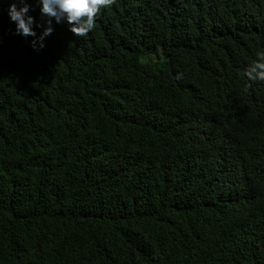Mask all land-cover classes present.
Returning <instances> with one entry per match:
<instances>
[{
    "label": "trees",
    "instance_id": "16d2710c",
    "mask_svg": "<svg viewBox=\"0 0 264 264\" xmlns=\"http://www.w3.org/2000/svg\"><path fill=\"white\" fill-rule=\"evenodd\" d=\"M13 2L0 264H264V0H115L39 51Z\"/></svg>",
    "mask_w": 264,
    "mask_h": 264
},
{
    "label": "clouds",
    "instance_id": "9594fccd",
    "mask_svg": "<svg viewBox=\"0 0 264 264\" xmlns=\"http://www.w3.org/2000/svg\"><path fill=\"white\" fill-rule=\"evenodd\" d=\"M39 10V23L30 15L33 11L26 0H15L7 8L11 24V33L25 39L31 37L34 51L44 48L45 39L50 36L56 24H65L68 31L76 37H86L95 29L98 13L115 3V0H35ZM43 28L37 35L35 28ZM243 74L251 87L253 82L264 83V51L256 54V59L243 69Z\"/></svg>",
    "mask_w": 264,
    "mask_h": 264
}]
</instances>
